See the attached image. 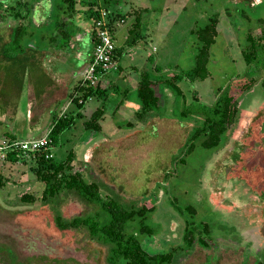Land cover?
<instances>
[{
	"label": "rangeland",
	"instance_id": "374dc122",
	"mask_svg": "<svg viewBox=\"0 0 264 264\" xmlns=\"http://www.w3.org/2000/svg\"><path fill=\"white\" fill-rule=\"evenodd\" d=\"M52 2L33 0V16L51 19ZM19 7L16 0H0V26ZM115 11L122 19L113 16L117 25L111 36L120 54L119 69L108 72L112 86L80 108L72 104L80 115L50 147L52 160L71 152V170L94 181L102 198L111 197L124 208L151 205L145 223L154 232L138 236L147 254L171 251L169 264H264V0H124ZM138 13L140 37L132 45L128 29ZM213 14L218 21L207 76L187 80L182 71L192 67L197 47L190 30ZM83 15L67 27L92 26L88 13ZM25 29L30 31L25 36L32 37L47 32L41 26ZM86 43L80 39L77 46L83 51ZM244 52L250 53L248 64ZM153 64L158 71L151 69ZM52 65L64 67L56 60ZM133 66L154 80L173 78L180 95L158 81L157 107L137 118L138 105L132 112L126 109L136 104L139 76L132 86ZM25 91L24 85L14 127L20 138L25 131L37 138L45 131L39 134L27 123ZM223 92L235 100L237 122L215 146H203L206 135L191 133L202 126V108ZM120 100L123 105L115 108ZM96 107L102 109L99 129H84L82 122ZM32 165L30 154L15 163L0 161V264H107L106 247L90 242L85 228L61 229L54 220L99 213L98 204L71 191L41 201ZM24 193L33 201L22 200ZM127 228L134 232L137 225ZM184 232L192 237L190 244Z\"/></svg>",
	"mask_w": 264,
	"mask_h": 264
},
{
	"label": "trees",
	"instance_id": "16d2710c",
	"mask_svg": "<svg viewBox=\"0 0 264 264\" xmlns=\"http://www.w3.org/2000/svg\"><path fill=\"white\" fill-rule=\"evenodd\" d=\"M124 0H53L52 2V17L50 21V29L58 33L61 37H67L71 28L67 27L71 23L72 16L78 13H88V16L93 21L92 25V43L94 42V20L98 17L100 9L107 12V26L111 33L113 26V16L122 19L116 9ZM19 9L13 12V16L7 14L12 21L18 23L10 28V48L6 46L4 54L10 55L16 50H21L20 40L25 34H30L26 31L27 28L24 21L33 15V0H16ZM27 4V5H26ZM77 5H80L79 7ZM8 7H14L13 4ZM83 15V16H84ZM139 15L137 14L135 21L128 29L129 38L127 43L135 44L139 36ZM86 16V15H85ZM218 21L217 14L206 17L203 25L190 30L194 35L197 43L196 51L193 55L192 67L182 71V77L187 80L203 79L207 76L206 63L209 57V47L214 41L216 34V23ZM113 38V37H112ZM115 46V45H114ZM120 54L118 47H114L113 58L116 61ZM149 55L147 56V58ZM243 59L248 64L250 53H243ZM148 61H150L148 59ZM153 66V65H152ZM161 81L162 84L169 86L175 95H180L181 91L175 84L173 78H165L162 80L152 79L147 72L140 71L139 79L134 86L136 104L138 105L134 114L137 118H141L148 111L155 109L158 105V99L154 92L155 84ZM74 93H79L72 98L78 107L91 96H103L106 94L105 88H100L97 85L91 86L80 82L76 85ZM79 100V101H78ZM78 101V102H77ZM235 100L226 92L221 93L214 103L208 108H202L205 113L204 121L201 128L196 130L191 135H197L200 132L206 135L203 146H215L220 138V135L229 127L237 122L239 112H236L234 105ZM79 113L73 115L56 116L52 119L48 126L47 136L49 138L45 147L32 152H8L5 156V161L15 163L18 160L24 159V156L30 154L33 165L31 170L34 178L40 182L39 198L43 202H48L49 198L56 196L61 191L74 192L81 199L91 204H98L99 213L92 215L85 214L82 216H72L66 221H61L58 216L54 218L55 223L61 229L85 228L88 240L90 242H98L106 247L105 261L107 264H169L171 251L156 252L147 254L141 247L138 240L139 235H151L153 229L145 223L146 216L153 210L150 205L146 207L140 204L136 207L124 208L118 201L111 197L102 198L99 194V187L94 181H87L78 172L71 170L70 161L72 160L71 152L56 162L50 157L44 155L50 151V147L56 142L58 135L73 124V117H78ZM102 115V109L96 107L89 115L87 120L82 122L84 129H99L98 119ZM22 200L33 201L30 194L24 193L20 197ZM49 203V202H48ZM45 205V204H43ZM102 216V217H101ZM102 218V219H101ZM136 223V231L127 228L128 224ZM186 229V228H185ZM188 233L183 234L184 240L190 244Z\"/></svg>",
	"mask_w": 264,
	"mask_h": 264
},
{
	"label": "crops",
	"instance_id": "0c3cea01",
	"mask_svg": "<svg viewBox=\"0 0 264 264\" xmlns=\"http://www.w3.org/2000/svg\"><path fill=\"white\" fill-rule=\"evenodd\" d=\"M81 18V13L72 16L73 20H80ZM2 23V26H0V140L3 138H32L26 136L29 131H25V136L20 138V130L14 127L16 101L24 85L26 89L25 100L29 110L27 112V123L36 126V131L39 134L48 128L52 119L56 116L73 115L74 113L80 115L79 111H74L71 107L72 104H74V107H78L71 99L79 94L74 93L75 87L80 82L81 73L90 59L92 26L88 25L86 27L84 22L80 25H74L73 30L67 37H61L50 29L48 18L42 19L41 16L31 15L28 20L24 21L26 26L35 28L41 26L44 31L47 29V32L41 33V35L38 33L39 36L35 37L24 36L25 38L20 40L21 50L6 55L4 54L6 48L4 45L9 43L10 28L16 25L18 21L5 20ZM113 29L112 26V32ZM80 39H85L88 45L83 51L77 46ZM148 55L149 57L146 60L150 59V54ZM53 60L61 62L64 67L52 65ZM47 61L49 66H47ZM116 64L117 69H119L117 59ZM133 69L134 73L129 72L131 73L130 83L132 86H134L132 81L135 82L139 76L138 71H135L137 67L133 66ZM151 69L154 72L155 70L158 71V66L153 64ZM108 72H111V70L101 73L98 82L100 88L108 89L112 86L113 76ZM120 104H122V100L115 108H118ZM136 105L135 103H128L126 109H128V112H132V109L137 108ZM3 125L9 127V130L4 129Z\"/></svg>",
	"mask_w": 264,
	"mask_h": 264
},
{
	"label": "built area",
	"instance_id": "2783aa9c",
	"mask_svg": "<svg viewBox=\"0 0 264 264\" xmlns=\"http://www.w3.org/2000/svg\"><path fill=\"white\" fill-rule=\"evenodd\" d=\"M104 10L99 11L98 17L94 20V42L90 59L81 73L80 80L83 84L95 86L99 82L102 72L116 70L117 64L113 58L114 42L107 26ZM48 130L37 137L29 139L3 138L0 140V161L5 159L8 152L16 151L28 153L43 148L49 141ZM50 157L51 152L44 155Z\"/></svg>",
	"mask_w": 264,
	"mask_h": 264
}]
</instances>
